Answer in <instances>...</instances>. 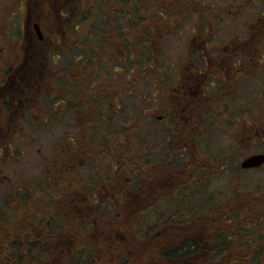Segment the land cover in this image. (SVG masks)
Here are the masks:
<instances>
[{"label": "flooded vegetation", "instance_id": "obj_1", "mask_svg": "<svg viewBox=\"0 0 264 264\" xmlns=\"http://www.w3.org/2000/svg\"><path fill=\"white\" fill-rule=\"evenodd\" d=\"M249 1L255 2L247 23L221 32L216 23L226 17L212 12L206 24L197 20L191 26L187 51L174 61L165 58L157 76L149 73L152 87L120 89L115 63L118 59L128 62L132 45L139 40L134 41L131 23L124 39L114 25L106 32L101 25L93 36L97 45L93 54L74 55L75 69L71 71L58 67L61 54L67 55L72 44L87 47L85 29L75 27L74 18L68 20L76 14L71 0H20L8 25L0 30V161L10 160L11 148L28 140L31 127L61 126L63 133L51 136L57 142L52 156L63 157L69 168L79 162L88 179L93 172L88 161L101 165L102 179L88 186L89 197L76 193L72 203H86L88 198L89 203H99L110 211H115L117 203H145L148 216L164 203H181L183 193L190 195L182 196L190 202L224 172L228 177L237 175L236 182H241L246 171L241 162L249 155L264 153L244 154L246 143L264 147V0ZM231 13L228 10L226 16ZM16 16L15 29L10 22ZM103 33L107 34L104 38ZM89 60L97 64L94 72L86 68ZM103 63H109V69L102 70ZM123 94L130 98L131 110L127 119L119 121L125 133L119 135L117 117L120 104L125 107ZM222 136L233 142L232 160L234 151L243 153L240 167L232 168L225 160L231 151L221 144ZM12 138L14 143L7 145ZM71 143L78 149L73 157ZM82 148L88 160L80 156ZM44 160L49 161L47 156ZM52 164L48 163L40 184L5 186L15 194L13 202L27 203L21 194L29 192L31 198H39L35 202L52 203L53 185L45 184ZM263 169L264 164L248 170ZM1 172L2 181L9 180L4 169ZM78 179L81 182L85 175L79 172ZM193 180L205 183L195 188ZM63 186L69 199L70 186ZM99 214L97 220L85 215L93 224H88L93 234L99 222L112 226L117 219Z\"/></svg>", "mask_w": 264, "mask_h": 264}, {"label": "trees", "instance_id": "obj_2", "mask_svg": "<svg viewBox=\"0 0 264 264\" xmlns=\"http://www.w3.org/2000/svg\"><path fill=\"white\" fill-rule=\"evenodd\" d=\"M101 1L107 6L106 0ZM109 1L113 2L109 7H99L94 10L95 15L99 16L98 21L104 26L103 31L106 32L110 25H114L118 34L124 39L127 24L131 23L135 32L134 41L136 38L139 39L133 41L132 58L128 62L117 60L115 66L125 63L129 65L136 63L137 60L142 66L141 69L147 62L149 66H154V59L149 57V37L143 36L145 25L150 24V19L151 23L155 21L150 17L151 8L148 0H140L138 7H135L133 0ZM170 1L169 3V0H163L157 10L153 8V15L162 16L159 19L160 23L173 24L174 31L178 33H181L184 24L190 20V26L197 20L198 23L206 24L207 17L214 11H212L214 3H205L204 0ZM118 15L124 17L117 19ZM87 31L90 30L85 29V34ZM104 35L107 34L103 33V38ZM145 43L147 44L144 45ZM86 45L92 50L97 47L96 42L91 39L86 40ZM135 69L126 70L125 66H119L117 70L124 72L123 75L128 76L126 82L132 85L138 79L139 70ZM89 77L87 74V78ZM121 77L118 74L117 82L118 87L123 89L126 85L123 86L119 81ZM85 131L90 132L88 129ZM117 132L119 135H125L124 128L119 125ZM214 135L217 136V133L215 132ZM85 139L90 141L86 135ZM9 141L7 145L14 143L13 138ZM77 150L71 143L70 157H73L72 154ZM79 151L82 158L89 159L83 154V148ZM228 156L229 159H225L227 154H224V159L230 164L233 155L230 152ZM52 159L53 166L45 182L53 185L52 203L35 202L34 200L39 201V198H31L29 192L21 194L27 203H14L15 194L8 193L9 199H6V203L10 201L14 209L12 217L0 218V264H137L133 262V256L131 257L134 234H138L140 240L144 239L141 240L142 242L148 243L151 252L146 256H152L150 264H154L153 259H157L155 262L163 259L162 261H168L167 264H202L208 261L210 264H264V197L257 196L253 199L255 196L250 193H255L259 189H254L248 183L243 184L242 181L236 182L237 175L235 178L230 176L229 181L222 184L226 185V189H219L222 186L215 188L211 184L208 189L204 186L198 191L199 193L190 202L183 198L190 195L183 193V197L179 196L181 203H164L161 206L163 210L159 209L157 218L153 219L152 223L146 219V208L140 209L132 219L124 221L120 208L127 203H117L114 207L115 211H110L106 206L99 207L97 205L99 203L96 205L89 203L88 198L86 203H72V195L78 193L89 197L88 186L93 180H97L98 183L102 179L99 172L100 164L88 161L95 172L94 175L92 172L91 178L88 179L84 173L86 169H80L79 162H73V167L69 168L65 165L63 157L57 159L53 156ZM218 159L219 157L216 159L215 155V164ZM79 172L85 175V179H81V182L78 179ZM214 180L216 181L217 178ZM24 183L27 182L21 181L18 187L32 186L31 183ZM203 183L198 180L192 181L195 188H199L198 185ZM64 184L70 186L69 199L63 190ZM66 200H69V203H66ZM91 211L98 217L99 213L117 217L116 222L112 226L99 222L93 234L88 228L93 224L85 217L89 214V218H94ZM54 215L55 219H53ZM121 235L125 239L124 242L121 241L123 240L120 238ZM39 251L46 254L47 263H41L36 257Z\"/></svg>", "mask_w": 264, "mask_h": 264}, {"label": "rangeland", "instance_id": "obj_3", "mask_svg": "<svg viewBox=\"0 0 264 264\" xmlns=\"http://www.w3.org/2000/svg\"><path fill=\"white\" fill-rule=\"evenodd\" d=\"M117 1V0H116ZM163 0H148L149 7L151 8V18H154L155 21L150 24L145 25L143 28L144 35H147L149 37L148 41V48H149V54L150 58L154 59L155 65L149 66L150 64L147 62V64L143 65V68L141 69V64L138 63L139 60H137L136 63H130L129 65L125 63V65H119L116 66H125L126 70H132L138 67L139 70L137 77L138 79L134 81L131 84H128V78L123 75L124 72H117L122 77L119 78V81L122 82V85L125 86L126 84L130 85L133 89H140V88H149L152 87L151 85V77L149 76V73H154V76H157L159 72V68L161 67L163 61L165 58L168 60L174 61V57L182 55L185 51H187V43L189 40V37L191 36V20L188 21L186 24H184L183 30L181 33L174 31V25H164L161 24L159 19L162 18V16H156L153 15L154 9H158V7L161 5V2ZM19 2L20 0H0V30L4 29L5 26L8 25L7 21L10 19L13 12H15L16 9L19 8ZM135 7H138L137 4L140 3V0L134 1ZM171 1L169 0V3ZM205 3H214V13L216 15L223 14L226 18L224 20H218L216 23L218 27L221 29V32H231L234 29L235 24H243L247 23L251 16H248L253 12L251 7L254 2H250L249 0H204ZM106 4L102 3L101 0H71V6L74 8V12L76 14L72 15L69 19L74 18V24L75 27L78 26V29H88L90 31H87L86 34V40L91 39L92 41H96V38L93 37L94 30L98 29L99 25H102L98 20L99 16L95 15V9L105 8L109 7V5H112V1L106 0ZM250 3V4H249ZM242 7V11L240 10ZM71 8V7H70ZM228 10H232L231 15L228 17L226 16V13ZM242 14V17H239V13ZM97 17V19H96ZM101 17V16H100ZM103 17V16H102ZM124 16L118 15L116 18H123ZM19 23V17H13L10 24L13 25L16 29L17 25ZM141 30V27H140ZM135 33V32H134ZM138 33V32H137ZM141 36V33H140ZM60 39H63L62 35ZM61 41V40H59ZM142 46V41L139 42ZM146 45V44H144ZM56 48V47H55ZM61 49V48H60ZM94 50L92 48L83 46L80 44H72L70 47V52L67 55L61 54L62 56L59 59V65L58 67H69L70 70H74L75 66L73 63V56H84L85 54H93ZM154 55V57H153ZM121 60V59H118ZM66 62V63H65ZM97 64H94L92 60H89L86 64V68L90 71H93L97 68ZM141 66V67H140ZM109 63H103L102 70H105L106 68L109 69ZM140 67V68H139ZM76 71V70H75ZM137 72H135L136 75ZM143 73V74H142ZM109 79V76H108ZM132 79V76H131ZM127 81V82H126ZM129 87V86H125ZM125 107L120 104L122 111L118 114V125H120V122L122 118H126V113L130 112L131 110V103L130 98L123 94ZM135 103L137 104V98L135 97ZM135 104V106H136ZM136 107H134L135 111ZM124 127V126H123ZM69 132L71 134H75V129L72 127H69ZM64 129L61 126H37V127H31L29 129V137L28 140H23V142L18 146V148H14V146L11 148L12 151H14L13 156L10 158L7 162H2L6 165L1 166L0 165V218L5 217H12L13 213L12 210L14 209V205L12 203H6V199H9L7 196L10 192L9 190L5 189V186H11L14 184L15 187H17L21 181H25L27 183L24 184H40L45 180L46 172L48 169V163L52 162V151L54 153V147L57 146V142H55L51 136L57 137L59 134L63 133ZM81 138L84 139V133L79 134ZM227 136V135H226ZM225 136H222L221 138V144L227 145L230 147L229 151L232 152L233 149V142L228 143L226 139H224ZM245 152L246 153H254L261 150H264V147H255V146H249L247 143L245 145ZM22 151L24 153L22 154ZM234 158L230 163V166L232 168L237 167L239 165V159H242L243 153H237L234 151ZM49 159V161H45V157ZM51 158V159H50ZM1 169H4V173H7V177L9 180L3 182V174L1 172ZM235 170H237L235 168ZM227 173L221 174L217 180H213L212 185L215 186V188L221 187L223 183L227 181L228 175ZM243 178L242 183H248L250 186L254 187V189H259L257 192H253L250 194H253L255 199L257 196L264 197V169L262 171H253V170H246L243 171L241 176ZM229 178V177H228ZM214 179V178H213ZM225 180V181H224ZM247 181V182H246ZM97 203H95L96 205ZM99 205V204H97ZM145 203H127L123 204V207L120 208V211L122 212V217L124 221H128V219H132L133 216L139 212L140 209L145 207ZM160 210H163L161 206L156 207ZM23 209V208H21ZM94 210V208H93ZM92 210V211H93ZM159 210H156L152 215L148 216L146 214V219L150 223L153 222V219H156L157 213ZM156 213V214H155ZM94 220H97L98 216L94 214ZM107 216H110V214H107ZM15 217H17V214H15ZM105 217V216H104ZM55 219V215L53 217ZM5 222V221H3ZM138 224L139 221H138ZM134 246L133 250L131 252V257L133 259V262H136L137 264H150L152 256H146L149 255L151 252L149 250V246H147L148 243H144L139 239L138 234H134ZM122 242L125 241L124 237L120 236ZM135 256V257H134ZM40 260L41 263L46 262V254L42 251H39L38 255L36 256ZM157 259H153L152 263L154 264H167L168 261H157ZM59 264V263H58ZM201 264V263H200ZM202 264H210L204 262ZM212 264V263H211Z\"/></svg>", "mask_w": 264, "mask_h": 264}, {"label": "water", "instance_id": "obj_4", "mask_svg": "<svg viewBox=\"0 0 264 264\" xmlns=\"http://www.w3.org/2000/svg\"><path fill=\"white\" fill-rule=\"evenodd\" d=\"M264 162V154L253 155L245 159L242 166L245 168L260 166Z\"/></svg>", "mask_w": 264, "mask_h": 264}]
</instances>
